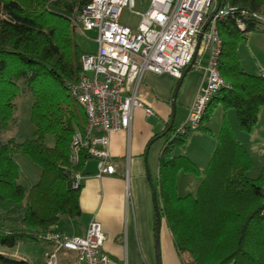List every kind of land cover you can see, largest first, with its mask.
I'll list each match as a JSON object with an SVG mask.
<instances>
[{
  "label": "trees",
  "instance_id": "trees-1",
  "mask_svg": "<svg viewBox=\"0 0 264 264\" xmlns=\"http://www.w3.org/2000/svg\"><path fill=\"white\" fill-rule=\"evenodd\" d=\"M89 0H0V137L18 124L17 98L33 96V136L0 139V202L11 207L0 216V248H14L21 241H45L61 216L81 214V183L74 187V173L93 158L87 148L72 160L77 131L85 133V108L72 96L69 83L78 81L84 52L70 17ZM237 8L233 17L219 22L222 51L221 75L230 85L210 102L200 127L212 121V106L221 103L224 119L217 146L197 193L180 196V172L200 175L187 156L176 155L189 133L178 134L170 124L161 133L160 176L154 183L157 211L165 218L175 247L185 264H264V166L253 178V161L226 118L234 109L239 127L251 133L264 106L262 72L249 73L239 47L250 32H264V0H219ZM244 23L240 28L238 23ZM53 137V144L49 138ZM17 154H24L40 170L31 187L20 183ZM160 221L156 214L155 230ZM15 226V227H14ZM0 264H29L0 252Z\"/></svg>",
  "mask_w": 264,
  "mask_h": 264
},
{
  "label": "built area",
  "instance_id": "built-area-1",
  "mask_svg": "<svg viewBox=\"0 0 264 264\" xmlns=\"http://www.w3.org/2000/svg\"><path fill=\"white\" fill-rule=\"evenodd\" d=\"M136 4V0H89L70 17L75 31L96 44L93 51L82 53L80 77L69 83L72 96L87 115L85 133L77 131L73 138L72 160L77 162L80 150L87 148L97 159L98 176L116 173L108 135L130 130L135 108L145 104L142 86L146 73L181 78L191 63L204 69V84L187 119L177 126L176 132L181 135L199 129L212 99L230 86L219 69L222 38L218 24L235 15V6L219 0H150L146 11L135 10L140 15L137 26L123 23L124 9H133ZM260 19L264 25V15ZM238 26L243 29L244 23ZM145 111L147 116L154 114L151 106ZM82 180L83 174L75 172L74 187ZM40 238L52 246L49 257L65 251L72 254L71 264H111L110 256L103 251L106 236L96 219L85 235L54 230Z\"/></svg>",
  "mask_w": 264,
  "mask_h": 264
},
{
  "label": "crops",
  "instance_id": "crops-1",
  "mask_svg": "<svg viewBox=\"0 0 264 264\" xmlns=\"http://www.w3.org/2000/svg\"><path fill=\"white\" fill-rule=\"evenodd\" d=\"M251 33L254 32L248 36ZM263 71L264 68L260 70ZM204 77V69L194 66L185 72L181 84L180 78L170 74L146 73L142 86L145 104L135 108L130 130L121 129L108 135V150L116 173L98 176L97 159H89L82 171L81 214L75 218L61 216L54 230L71 236L85 235L90 222L96 219L102 224L106 236L103 251L110 256L111 264H185L165 218L161 219L156 233L154 183L160 176V154L165 145V141L160 142L161 133L171 123L174 111V124L179 126L185 122ZM147 106L152 107L153 115H146ZM218 125H205L212 130V137L203 127L189 132L182 149L175 150L176 155L187 156L200 168V177L187 172L178 174L180 196L197 193L217 146L216 136L221 128ZM40 173L38 168H30L25 175L27 183H23L21 171L20 183L29 188L39 180ZM10 207L9 202H0V216ZM38 243L41 247L35 253L31 251L32 256L21 252L18 246L0 248V252L22 258L29 264H47L48 261L71 264L72 254L58 251L55 257H49L53 252L51 244Z\"/></svg>",
  "mask_w": 264,
  "mask_h": 264
},
{
  "label": "rangeland",
  "instance_id": "rangeland-1",
  "mask_svg": "<svg viewBox=\"0 0 264 264\" xmlns=\"http://www.w3.org/2000/svg\"><path fill=\"white\" fill-rule=\"evenodd\" d=\"M136 7L131 9L126 7L122 13V22L131 26H137L140 15L135 13V10L141 12L146 11L149 8L150 0H136ZM264 26V25H263ZM90 37H93V33H88ZM77 41L83 51H93L96 48V44L83 34H77ZM239 52L243 60V66L245 70L252 74H257L262 68H264V32L251 33L245 42H242L239 47ZM206 57L204 58L203 65L206 63ZM18 124L7 135H3L0 139H7L9 136L16 137L18 140H23L25 137L33 136L35 126L31 121V108L33 104V96L30 92L22 93L16 100ZM212 123L206 122L205 125H216L219 123V127L224 119V109L221 103H217L212 106ZM262 116L259 115V121L254 130L251 133L243 131L238 124L237 114L234 109H229L226 112V118L228 119L236 138L242 142V144L248 150L252 161L253 167L249 172V175L253 178L257 177L264 166V106L262 107ZM179 120V118H178ZM218 127V128H219ZM212 137V134H210ZM218 136V133H217ZM216 136V137H217ZM49 144H53V137L50 136ZM160 142L165 141V137L160 139ZM186 143V142H185ZM184 143V144H185ZM181 146H178L176 150L180 151ZM17 161L22 171V182H26V171L30 168L37 169L24 154L17 155ZM195 177H200L194 175ZM8 203V201H7ZM2 206L4 205L1 204ZM18 248L21 252H26L31 255V251L37 252L41 246L38 242L34 241H21L18 243ZM32 256V255H31ZM35 257V254H34Z\"/></svg>",
  "mask_w": 264,
  "mask_h": 264
},
{
  "label": "water",
  "instance_id": "water-1",
  "mask_svg": "<svg viewBox=\"0 0 264 264\" xmlns=\"http://www.w3.org/2000/svg\"><path fill=\"white\" fill-rule=\"evenodd\" d=\"M201 37V36H200ZM193 66V63H191L187 68H186V71H184L183 75L185 74V72L189 71L191 69V67ZM183 79V76L180 78V82L179 84H181V81ZM174 115H175V111H174V114H173V118L171 119V123H170V126H172L174 124ZM149 178L152 180L151 176L149 175ZM157 206V205H156ZM156 214H157V217L159 219V221L161 222V218H160V215H159V212L157 211V207H156Z\"/></svg>",
  "mask_w": 264,
  "mask_h": 264
}]
</instances>
